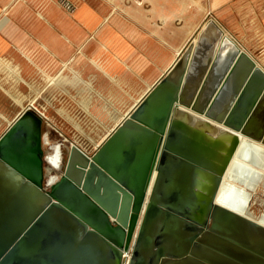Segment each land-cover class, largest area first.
Listing matches in <instances>:
<instances>
[{"label":"water","instance_id":"water-1","mask_svg":"<svg viewBox=\"0 0 264 264\" xmlns=\"http://www.w3.org/2000/svg\"><path fill=\"white\" fill-rule=\"evenodd\" d=\"M186 118L264 146V71L212 18L93 156L70 145L49 187L41 119L21 112L0 137V264H264V227L216 202L235 139L221 158Z\"/></svg>","mask_w":264,"mask_h":264},{"label":"rangeland","instance_id":"rangeland-1","mask_svg":"<svg viewBox=\"0 0 264 264\" xmlns=\"http://www.w3.org/2000/svg\"><path fill=\"white\" fill-rule=\"evenodd\" d=\"M108 2L113 3L115 13L121 16H127L132 4H135L132 11L142 9L155 12L157 8L155 0L152 3L150 0L148 3L144 0ZM168 2L169 5L164 9V24L168 26L169 35L177 36L178 41L184 42L179 58L186 55L202 24L212 18L264 71V0ZM17 3H23V0H0L1 15L14 18L13 9ZM3 7H7L6 12L1 11ZM155 22L159 24V21ZM5 35L6 32L0 31V47L7 40ZM7 43L8 52L6 48L0 49V137L21 112L30 109L41 119V132L48 137L47 145H63L65 161L58 176L63 172L66 153L71 144L89 157L93 156L141 98L143 90L133 93L129 83L124 80H119L117 92L111 90V93L102 94L92 80H86L78 64L74 66L72 63L66 68L42 61L31 50L27 51L26 47L17 49V41L13 37ZM26 55L29 61L25 59ZM16 56L19 61L12 59ZM84 82H88L91 87H86L88 85L85 86ZM42 149L43 152L47 151L44 146ZM234 184L245 188L240 181ZM247 194L250 196L251 212L255 218H259L264 212V185L257 186L251 193L248 190Z\"/></svg>","mask_w":264,"mask_h":264},{"label":"crops","instance_id":"crops-1","mask_svg":"<svg viewBox=\"0 0 264 264\" xmlns=\"http://www.w3.org/2000/svg\"><path fill=\"white\" fill-rule=\"evenodd\" d=\"M73 1L78 8L70 16L47 0L17 3L13 9L16 19L0 13V31L6 32L7 39L0 49L8 52L9 38H16L17 49L26 47L42 61L66 68L78 64L86 80H92L102 94L117 92L119 80L128 82L133 93L143 90L139 103L183 52L184 42L169 35L164 24L168 0H155V12L132 11V4L127 16L115 13L108 0ZM83 84L91 87L88 82Z\"/></svg>","mask_w":264,"mask_h":264},{"label":"bare ground","instance_id":"bare-ground-1","mask_svg":"<svg viewBox=\"0 0 264 264\" xmlns=\"http://www.w3.org/2000/svg\"><path fill=\"white\" fill-rule=\"evenodd\" d=\"M189 53L190 48L186 55L183 56L184 61L188 59ZM183 121L187 125H192L193 128H199L198 130L204 132L205 135L207 133L210 137L212 136L213 139L220 140L222 142V145L220 146L221 149L219 150V156L221 158H224V156L227 155V150L231 146V141L233 138L235 139L236 147L226 165L222 182L216 195V202L264 227V214L262 217L255 218L251 212H248L246 204L248 203L250 196L244 192L245 188L243 189L242 186L240 187L234 184L236 181L242 182L244 186L249 189V193L252 191L254 192V189H256L257 186L264 185V146L243 135L234 132H227L222 129H218V131L214 129L213 133L207 132L211 129H205L204 121L200 119H196V123H192L188 118L183 119ZM58 144L62 145V143ZM44 145H47V140L44 141ZM59 148L57 154L55 152L56 157L58 158H53V156L52 158H48V160L52 159V162L55 160L58 161V163L55 161L58 165L61 164L60 155L58 153ZM59 170L60 167L56 171ZM52 184L54 183L47 185L49 187Z\"/></svg>","mask_w":264,"mask_h":264},{"label":"flooded vegetation","instance_id":"flooded-vegetation-1","mask_svg":"<svg viewBox=\"0 0 264 264\" xmlns=\"http://www.w3.org/2000/svg\"><path fill=\"white\" fill-rule=\"evenodd\" d=\"M57 144L44 145V146H47L46 147L47 151L44 152V154L50 155V157H48V158H52V156H53V158H58V157H56V154H57L58 148L60 147L58 153H59L60 159H61V164H59V165L57 164L58 161L55 160L57 163L55 161L52 162V159L49 160L50 164L46 165V167L44 165V184L45 183H47V184L55 183L57 181V179L59 178V176L57 175L58 171H56V170H58L59 167L61 169L62 166L64 165L65 158H64L63 145L62 146H55ZM48 146H50V148H48ZM55 152H56V154H55ZM236 183L238 184V182H236ZM244 190H245L244 191L245 193H248L249 189L245 187ZM246 209L248 212H251L250 201H248V203L246 204ZM251 214H253V213L251 212ZM263 214H264V212H263ZM263 214L260 215V217H262Z\"/></svg>","mask_w":264,"mask_h":264},{"label":"built area","instance_id":"built-area-1","mask_svg":"<svg viewBox=\"0 0 264 264\" xmlns=\"http://www.w3.org/2000/svg\"><path fill=\"white\" fill-rule=\"evenodd\" d=\"M48 1L52 4H55L58 8L63 10L68 15H73L78 8V4L73 0H48ZM45 136L47 137V135H45ZM128 259H129L128 256H126V255L123 256L124 264H127Z\"/></svg>","mask_w":264,"mask_h":264}]
</instances>
